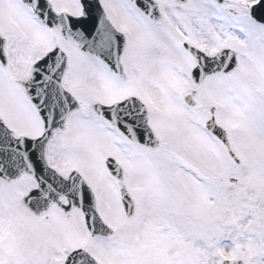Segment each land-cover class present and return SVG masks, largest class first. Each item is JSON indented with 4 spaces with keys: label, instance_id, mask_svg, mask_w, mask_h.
<instances>
[{
    "label": "snow or ice",
    "instance_id": "1",
    "mask_svg": "<svg viewBox=\"0 0 264 264\" xmlns=\"http://www.w3.org/2000/svg\"><path fill=\"white\" fill-rule=\"evenodd\" d=\"M0 264H264V0H0Z\"/></svg>",
    "mask_w": 264,
    "mask_h": 264
}]
</instances>
